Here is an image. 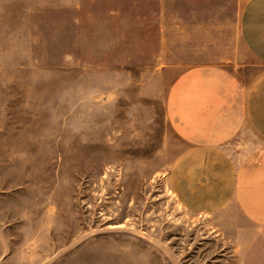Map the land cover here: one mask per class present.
<instances>
[{
  "label": "rangeland",
  "instance_id": "rangeland-1",
  "mask_svg": "<svg viewBox=\"0 0 264 264\" xmlns=\"http://www.w3.org/2000/svg\"><path fill=\"white\" fill-rule=\"evenodd\" d=\"M242 6L0 0V264H253L226 196L179 169L167 110L196 64L263 67Z\"/></svg>",
  "mask_w": 264,
  "mask_h": 264
},
{
  "label": "crops",
  "instance_id": "crops-1",
  "mask_svg": "<svg viewBox=\"0 0 264 264\" xmlns=\"http://www.w3.org/2000/svg\"><path fill=\"white\" fill-rule=\"evenodd\" d=\"M241 2L244 51L263 67L244 83L222 64H196L174 79L167 110L186 148L179 169L196 170L205 195L226 196L222 216L242 226L253 264H264V0Z\"/></svg>",
  "mask_w": 264,
  "mask_h": 264
}]
</instances>
